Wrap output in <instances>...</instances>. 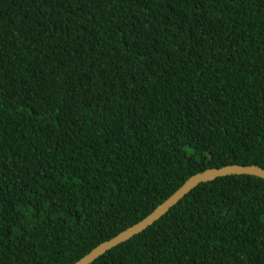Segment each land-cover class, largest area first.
<instances>
[{"label": "trees", "instance_id": "16d2710c", "mask_svg": "<svg viewBox=\"0 0 264 264\" xmlns=\"http://www.w3.org/2000/svg\"><path fill=\"white\" fill-rule=\"evenodd\" d=\"M228 164L264 168V0H0V264H73ZM90 264H264V179Z\"/></svg>", "mask_w": 264, "mask_h": 264}, {"label": "water", "instance_id": "95a60500", "mask_svg": "<svg viewBox=\"0 0 264 264\" xmlns=\"http://www.w3.org/2000/svg\"><path fill=\"white\" fill-rule=\"evenodd\" d=\"M232 174L254 175L264 179V168L255 164H228L219 168H208L201 172L193 174L173 194H171L164 202L159 204L147 216H145L137 223L119 232L112 238L98 244L96 247H94L92 250H90L87 254H85L73 264L92 263L100 255L104 254L107 250L113 248L121 242L130 239L133 235L138 234L139 232L146 229L149 225H151L164 214H166L172 206H174L180 199H182L198 184L202 182L211 181L217 177H223Z\"/></svg>", "mask_w": 264, "mask_h": 264}]
</instances>
